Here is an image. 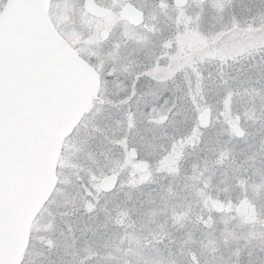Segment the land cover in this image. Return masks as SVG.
Here are the masks:
<instances>
[{"label": "snow or ice", "instance_id": "6c2138e0", "mask_svg": "<svg viewBox=\"0 0 264 264\" xmlns=\"http://www.w3.org/2000/svg\"><path fill=\"white\" fill-rule=\"evenodd\" d=\"M0 264H264V0H0Z\"/></svg>", "mask_w": 264, "mask_h": 264}]
</instances>
